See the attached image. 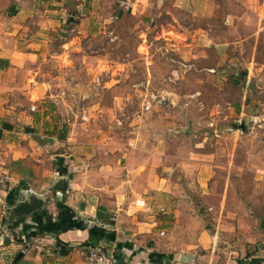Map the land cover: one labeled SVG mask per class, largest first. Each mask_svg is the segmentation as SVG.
Returning a JSON list of instances; mask_svg holds the SVG:
<instances>
[{
	"label": "crops",
	"instance_id": "0c3cea01",
	"mask_svg": "<svg viewBox=\"0 0 264 264\" xmlns=\"http://www.w3.org/2000/svg\"><path fill=\"white\" fill-rule=\"evenodd\" d=\"M119 1L116 11L109 0H0V264H13L21 251L17 264H89L95 247L119 264H264V212L245 221L234 215L243 200L214 153L190 151L184 167L167 172L162 162L172 153L146 140L144 121L135 134L110 130L106 138L93 126V105L87 123L73 101L89 91L80 76L98 66L86 52L98 22L114 47L125 14L137 17L143 41L149 30L162 36L184 28L181 10L201 22L184 28L190 72L210 55L201 65L206 74L245 80L239 109L264 126V85L253 92L249 84L264 76L257 60L264 0ZM247 40L249 59L240 49ZM115 79L107 74L105 88L118 90ZM257 104L260 113L252 114ZM239 121L245 133L248 123ZM21 201L31 211H12Z\"/></svg>",
	"mask_w": 264,
	"mask_h": 264
},
{
	"label": "rangeland",
	"instance_id": "374dc122",
	"mask_svg": "<svg viewBox=\"0 0 264 264\" xmlns=\"http://www.w3.org/2000/svg\"><path fill=\"white\" fill-rule=\"evenodd\" d=\"M109 2L113 3V9L115 7L119 11V0ZM176 18L184 28L191 24H201L181 10L176 11ZM165 20L164 18L163 22ZM138 22L137 17L127 14L118 21L116 25H120L114 27V31L119 33L121 40L118 38V44L114 47L110 45L109 36L103 31L99 32L100 23L103 24L104 21L97 23L99 26L94 33L97 37L93 39L90 49L86 45V52L91 50L89 53L98 61L99 67L87 68L85 80L80 76L81 81L89 79L90 83L83 82L85 89L89 91L79 92L82 95L73 99L79 107L75 112L78 120L83 119L88 123L91 119L87 117H92V113L88 115L85 110L93 105V126L96 127L97 135L106 138L110 130H115V137L118 138L135 134L133 128L138 125L137 120L144 121L143 136L146 140L152 139L160 143L162 153L165 150L172 153L170 160H163L162 163L167 169L165 171H173L175 174L187 164L185 157L188 152L214 153V159L219 158L223 169L226 167V175L230 178L233 189L231 193L235 198L243 200V205L237 208L239 213L234 215L238 218L240 215L244 216L242 220L245 221V218L257 215V211L264 212V126H259L260 120L259 123L253 120L251 122V118L242 114L239 109V101H242L249 85L246 86L245 80L236 83L231 77L218 80L206 74L201 65L208 64L210 55L206 58V64L195 63L196 69L190 72L187 63L192 53L185 47L191 36H186V29L179 27V31H169L162 36L149 30L147 35H143L142 41L137 30ZM243 44L245 46L240 48L241 53L249 59L254 52L252 41L247 40ZM260 45L257 60L264 74V40ZM145 57L146 60L143 59ZM111 60L118 63L112 64ZM89 66L92 68L93 65ZM241 69L248 71L246 66ZM175 70L178 71V78L174 79L172 72ZM112 72L116 78L115 84L119 83L118 90L105 88V78ZM257 82L249 83L253 87L251 91H259L261 84L264 85V76L263 81ZM147 90L157 96V100L152 101L150 110L144 108V99L148 100ZM118 91L119 95H116ZM260 108L258 104L256 107L251 106L252 114H259ZM240 119L246 120L249 125L245 133L233 129V123ZM107 123L112 124V128L107 129ZM170 166L174 168L171 169ZM222 180L218 177L219 193ZM255 201L260 206L258 210L255 208ZM243 224L241 222L239 225Z\"/></svg>",
	"mask_w": 264,
	"mask_h": 264
},
{
	"label": "built area",
	"instance_id": "2783aa9c",
	"mask_svg": "<svg viewBox=\"0 0 264 264\" xmlns=\"http://www.w3.org/2000/svg\"><path fill=\"white\" fill-rule=\"evenodd\" d=\"M172 76L174 79L178 78V71L177 70L173 71ZM173 78H171V80ZM146 97L148 98V100L144 99V108L146 110H149L151 108L152 101L157 100V96L154 92H150L149 90H147ZM86 260L89 264H119L111 254L104 251L100 247H95L91 249L86 255ZM248 264H258V263H253L252 259L249 258Z\"/></svg>",
	"mask_w": 264,
	"mask_h": 264
},
{
	"label": "water",
	"instance_id": "95a60500",
	"mask_svg": "<svg viewBox=\"0 0 264 264\" xmlns=\"http://www.w3.org/2000/svg\"><path fill=\"white\" fill-rule=\"evenodd\" d=\"M233 129H235V130H241V131L244 132L245 131V122L244 121H239L238 123H235L233 125ZM65 186H66V184L64 186H59V187H65ZM31 209H32V205L29 202H27V201H21L18 205H16V207H14L12 209V211H14L16 213H23V212H29V211H31ZM23 254H24V251H21L17 255V257H16V259H15V261H14L13 264H17L18 261L23 256Z\"/></svg>",
	"mask_w": 264,
	"mask_h": 264
},
{
	"label": "trees",
	"instance_id": "16d2710c",
	"mask_svg": "<svg viewBox=\"0 0 264 264\" xmlns=\"http://www.w3.org/2000/svg\"><path fill=\"white\" fill-rule=\"evenodd\" d=\"M253 263L256 262V261H252Z\"/></svg>",
	"mask_w": 264,
	"mask_h": 264
}]
</instances>
